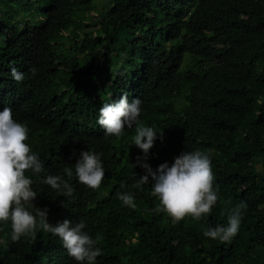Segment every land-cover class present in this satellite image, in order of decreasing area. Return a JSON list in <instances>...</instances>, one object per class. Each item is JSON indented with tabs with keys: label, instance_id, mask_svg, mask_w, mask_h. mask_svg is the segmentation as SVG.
Masks as SVG:
<instances>
[{
	"label": "trees",
	"instance_id": "trees-1",
	"mask_svg": "<svg viewBox=\"0 0 264 264\" xmlns=\"http://www.w3.org/2000/svg\"><path fill=\"white\" fill-rule=\"evenodd\" d=\"M0 264H264V0H0Z\"/></svg>",
	"mask_w": 264,
	"mask_h": 264
},
{
	"label": "rangeland",
	"instance_id": "rangeland-1",
	"mask_svg": "<svg viewBox=\"0 0 264 264\" xmlns=\"http://www.w3.org/2000/svg\"><path fill=\"white\" fill-rule=\"evenodd\" d=\"M100 1V0H99ZM104 5H106V3L105 2H102L101 3V6H103L104 7ZM95 20V19H94ZM94 20H90L88 23H97V22H99V19H96L95 21ZM97 21V22H96ZM82 72V69H79V71H77V72H75L73 75H69V74H67V75H64L63 73H61V75H60V79L61 78H63L66 82H70V81H75V80H77V79H79V77H80V73ZM59 81L57 80V82L56 83H58ZM56 83H55V86H54V88H57V86H56ZM132 197L134 198V199H139V195L137 194V193H135V192H133L132 194ZM155 213H157V210L155 211Z\"/></svg>",
	"mask_w": 264,
	"mask_h": 264
}]
</instances>
